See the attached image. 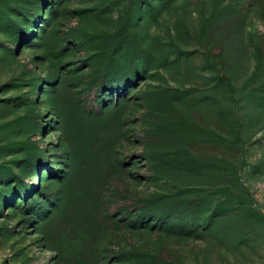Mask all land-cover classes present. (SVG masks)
<instances>
[{
  "label": "rangeland",
  "instance_id": "374dc122",
  "mask_svg": "<svg viewBox=\"0 0 264 264\" xmlns=\"http://www.w3.org/2000/svg\"><path fill=\"white\" fill-rule=\"evenodd\" d=\"M0 264H264V0H0Z\"/></svg>",
  "mask_w": 264,
  "mask_h": 264
}]
</instances>
